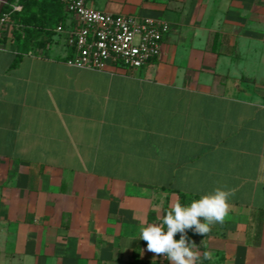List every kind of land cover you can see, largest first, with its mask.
I'll list each match as a JSON object with an SVG mask.
<instances>
[{"label":"crops","instance_id":"1","mask_svg":"<svg viewBox=\"0 0 264 264\" xmlns=\"http://www.w3.org/2000/svg\"><path fill=\"white\" fill-rule=\"evenodd\" d=\"M92 5L171 30L140 68L92 69L0 29V264H170L140 228L217 187L224 222L187 230L198 264H264V0Z\"/></svg>","mask_w":264,"mask_h":264},{"label":"built area","instance_id":"2","mask_svg":"<svg viewBox=\"0 0 264 264\" xmlns=\"http://www.w3.org/2000/svg\"><path fill=\"white\" fill-rule=\"evenodd\" d=\"M76 25L64 30L71 66L105 69L110 64L140 68L159 58L163 41L171 30L169 22L153 17L120 15L99 10L92 0H62ZM11 11L22 5L12 1ZM10 12H1L0 29L10 24Z\"/></svg>","mask_w":264,"mask_h":264},{"label":"clouds","instance_id":"3","mask_svg":"<svg viewBox=\"0 0 264 264\" xmlns=\"http://www.w3.org/2000/svg\"><path fill=\"white\" fill-rule=\"evenodd\" d=\"M233 194L231 190L217 187L211 193L193 200L189 206H182L178 202L171 204L170 210L162 217L157 213L159 224L140 228L139 239L147 243L149 252L163 254L170 264H198L201 255L211 260V253L201 254L195 242L188 241L187 230L207 235L214 224L223 223L230 209L229 197ZM200 218H203V222ZM162 225L166 226V231ZM178 233L179 240L174 238Z\"/></svg>","mask_w":264,"mask_h":264},{"label":"rangeland","instance_id":"4","mask_svg":"<svg viewBox=\"0 0 264 264\" xmlns=\"http://www.w3.org/2000/svg\"><path fill=\"white\" fill-rule=\"evenodd\" d=\"M18 2L22 5L23 9L27 1L18 0ZM44 2H46V0H38L37 3L40 6ZM50 9L52 11H50L52 16L48 20V28L46 31H16V33H20V38L25 39V49L43 53L50 49L54 43H63V41L67 39V33L64 30L74 25L75 21L71 19L69 12L58 0H52Z\"/></svg>","mask_w":264,"mask_h":264},{"label":"trees","instance_id":"5","mask_svg":"<svg viewBox=\"0 0 264 264\" xmlns=\"http://www.w3.org/2000/svg\"><path fill=\"white\" fill-rule=\"evenodd\" d=\"M12 1H18V0H9L8 3L5 5L3 8V12H10V19L9 21L12 24V35L13 38L15 39L18 47L23 48L24 50L26 47L25 45V39L20 38V33L21 31H46L47 26H48V20L52 16V11H51V4L52 0H46L43 4L39 6L37 3L38 0H24L27 1L24 4V7L21 11H11V3ZM20 1V0H19ZM42 1V0H41ZM60 1L63 5L62 0ZM65 7V5H64ZM51 11V12H50ZM182 206L184 203H180ZM170 208H166L164 213L166 214L167 211H169Z\"/></svg>","mask_w":264,"mask_h":264},{"label":"water","instance_id":"6","mask_svg":"<svg viewBox=\"0 0 264 264\" xmlns=\"http://www.w3.org/2000/svg\"><path fill=\"white\" fill-rule=\"evenodd\" d=\"M9 0H1L0 2V14L3 10V8L5 7V5L8 3Z\"/></svg>","mask_w":264,"mask_h":264}]
</instances>
